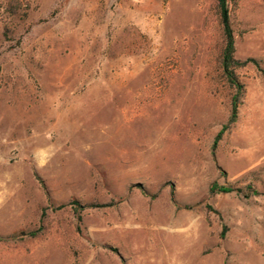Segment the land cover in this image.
I'll return each mask as SVG.
<instances>
[{
  "label": "rangeland",
  "instance_id": "obj_1",
  "mask_svg": "<svg viewBox=\"0 0 264 264\" xmlns=\"http://www.w3.org/2000/svg\"><path fill=\"white\" fill-rule=\"evenodd\" d=\"M216 1L0 0V264H264V0L232 124Z\"/></svg>",
  "mask_w": 264,
  "mask_h": 264
},
{
  "label": "trees",
  "instance_id": "obj_2",
  "mask_svg": "<svg viewBox=\"0 0 264 264\" xmlns=\"http://www.w3.org/2000/svg\"><path fill=\"white\" fill-rule=\"evenodd\" d=\"M231 4L236 6L234 0H217L216 1V15L218 28L221 34V50H220V64L221 73L224 80L229 84V87L234 90L231 97L230 118L229 123L232 124L237 119L238 106L241 98L244 96L243 86L239 83L236 71L249 66L255 65L256 62L253 59H247L245 61H239L235 58V40L233 35L232 23H231ZM264 74V70H262ZM234 189L232 187H223L217 184H213L211 187L212 193H231ZM73 211L79 212L77 203H73ZM80 217L78 216V219ZM32 234H18L11 236L10 238H1L0 241H18L21 242L28 238Z\"/></svg>",
  "mask_w": 264,
  "mask_h": 264
}]
</instances>
